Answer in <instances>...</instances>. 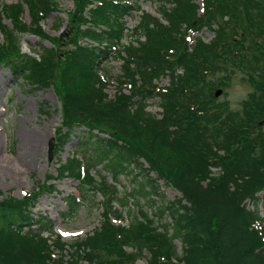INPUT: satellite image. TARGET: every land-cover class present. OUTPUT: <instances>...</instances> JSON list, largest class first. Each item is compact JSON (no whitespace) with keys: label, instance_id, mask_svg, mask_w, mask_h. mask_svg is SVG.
<instances>
[{"label":"trees","instance_id":"trees-1","mask_svg":"<svg viewBox=\"0 0 264 264\" xmlns=\"http://www.w3.org/2000/svg\"><path fill=\"white\" fill-rule=\"evenodd\" d=\"M83 1L76 0L75 8ZM96 1L89 13L70 17L80 28L60 52L53 42L30 50L33 54L18 45L22 31L41 34L38 21L55 1L22 0L6 6L9 15L0 12V63L26 85H49L62 96L53 151L76 137L57 177L76 180L79 195L62 197L61 214L76 212L86 189L99 193L102 209L107 208L98 228L72 242L70 257L53 258L43 236L53 232L52 222L32 215L36 194L0 198V264H139L143 252L149 254L147 264H264V227H252L258 210L249 212L242 204L262 200L264 209V0H202L199 7L191 0H165L171 4L159 6L165 24L160 17L141 14L136 31L145 41L139 45L121 41L120 19L130 13L128 0ZM23 4L29 24L19 17ZM6 16L12 27L1 22ZM186 27L213 30L214 37L207 42L197 37L188 45L186 30L182 33ZM60 53L63 67L54 61ZM114 57L122 61L117 83L137 88L104 101L97 72L109 71L104 65ZM221 63L254 74L249 76L253 89L239 111L215 104L217 84L206 74ZM166 74L170 86L155 91L154 79ZM155 95L161 118L144 110V100ZM97 165L98 181L90 173ZM211 166L221 167L222 173L212 176ZM124 175L131 176L129 188L121 185ZM159 181L179 193L167 205ZM165 213L170 221L162 223ZM124 215L128 222H117ZM172 239L180 241V253ZM53 244L62 249L64 243L56 235Z\"/></svg>","mask_w":264,"mask_h":264},{"label":"rangeland","instance_id":"rangeland-1","mask_svg":"<svg viewBox=\"0 0 264 264\" xmlns=\"http://www.w3.org/2000/svg\"><path fill=\"white\" fill-rule=\"evenodd\" d=\"M22 0H0L1 14L9 15L6 6L21 3ZM55 3L52 5L51 12L46 13L38 21V29L40 33L22 31L20 32L19 47L21 52L33 54L40 46H50L53 43L57 45V52L63 51L68 47V40L74 38L79 31V24L76 20H71L75 16L76 19L80 12L89 13L95 5H98L96 0L83 1L80 8H75L76 0H52ZM198 7L201 6L202 0H191ZM130 2L129 14L120 19V24L123 28V37L121 39L123 44L130 42L134 45H139L145 39L140 32L136 31L137 26L143 21L142 13H147L149 17H160V22L166 23V19L161 16L159 6L165 0H128ZM171 4L165 2V7ZM23 12L19 15L21 22L29 24L32 22L31 15L28 7L23 4ZM79 9V10H78ZM201 12V7L198 9ZM148 18V17H146ZM217 20H220L219 17ZM1 22L8 27H12V20L10 16L2 17ZM159 22V23H160ZM239 23L244 25L240 17ZM84 25V24H82ZM18 27L24 28L22 23ZM215 27L214 25L212 26ZM16 30V29H15ZM186 35L184 40L187 44L192 45L194 38L200 37L205 42L214 37L213 30L201 28L199 30L184 28ZM233 28H229L232 32ZM17 33V32H15ZM248 40V39H247ZM3 41V34L0 31V42ZM81 41V40H80ZM248 43V41H247ZM264 46V41L260 42ZM36 53H34L35 55ZM55 63H59V67L64 65L63 54H56L54 56ZM120 57L112 58L104 65L109 71L98 69L97 75L103 76L100 82L96 83L97 86H102V92L105 93V100H112L119 92L125 93L129 96L130 90H135L137 87L129 86L128 82L120 85L117 83V77L120 73L121 63ZM214 71L206 74L207 80L213 82L217 86L213 87V94L216 90H220L219 95L215 96V104L221 106H228L233 111H239L242 107L243 101L247 98L249 92L253 89L252 81L249 76L254 75L249 69L239 68V66H232L228 63L219 64ZM157 83L159 86H167L168 79L163 76L159 77ZM141 81H137L139 85ZM19 76H16L8 70L4 63H0V198L13 196L22 198L24 195H29L30 192L36 194L37 199L32 209V215L35 218L38 216H45L52 222L53 232H43L47 242L53 249L52 257L57 258L63 256L65 259L70 257L72 249L71 244L75 240H81L87 235L91 234L93 230L99 227L101 215L105 211L102 209L99 201L102 197L99 193H92L86 189L87 198L83 200L79 209L67 216H63L61 212L65 210V204L62 200L63 196L70 194H78L76 189L77 181L68 176L57 177V168L63 163L66 157L69 156L71 149L76 145L75 135L63 146L62 149L53 151L54 149V135L61 125V99L57 90L52 86H44L42 88L31 87L26 85ZM62 92V91H61ZM133 100H139L137 97ZM157 97L153 100L148 98L144 100L147 104L144 107L150 116L160 117V114H155L158 109L155 104ZM46 112H43L42 108ZM261 127L264 132V120H261ZM56 129V130H55ZM23 131L34 133L30 146L34 151L30 157H26V147L22 145L24 140ZM51 145V156H48V148ZM54 153V154H53ZM100 166L90 169V173L95 176L98 181V172ZM96 171V172H94ZM121 185L129 188L131 186V176H121ZM110 182L111 179L107 177ZM206 182V181H205ZM204 182V183H205ZM161 187L160 191L163 193V202L165 205L179 196V193L172 187L162 185V181L158 182ZM46 184H53L55 189L45 190L43 187ZM230 188H232L230 186ZM118 189H122L121 186ZM43 191V192H41ZM40 193V194H39ZM259 194H262L259 192ZM79 195V194H78ZM156 198V197H154ZM142 202L143 199L141 198ZM113 201L111 204L117 207ZM159 202V200H158ZM244 204V202L242 203ZM130 206H134V203ZM249 209H261L262 201H258L257 205L249 203ZM263 214V211H261ZM162 223L169 222L170 218L168 213L161 217ZM122 224H126L128 220L125 215L123 219L117 220ZM258 224L264 225L263 219L258 223H253L252 227L257 228ZM170 234V231H169ZM56 235L64 243L63 248L55 247L54 240ZM177 250L181 252V244L177 239H172ZM75 248V245H74ZM149 254L143 252V257L138 259L139 264H147L146 259Z\"/></svg>","mask_w":264,"mask_h":264},{"label":"bare ground","instance_id":"bare-ground-1","mask_svg":"<svg viewBox=\"0 0 264 264\" xmlns=\"http://www.w3.org/2000/svg\"><path fill=\"white\" fill-rule=\"evenodd\" d=\"M23 135H24V140L22 141V145L25 147L27 146V144L32 146L34 144V142L30 143V141H31V138H33V136H34V133L23 131ZM33 151H34V149H32L30 146H27L26 147V157H30L31 153Z\"/></svg>","mask_w":264,"mask_h":264},{"label":"water","instance_id":"water-1","mask_svg":"<svg viewBox=\"0 0 264 264\" xmlns=\"http://www.w3.org/2000/svg\"><path fill=\"white\" fill-rule=\"evenodd\" d=\"M220 92V90L216 91L215 95H218ZM48 156L50 157L51 156V145L49 146L48 148Z\"/></svg>","mask_w":264,"mask_h":264}]
</instances>
